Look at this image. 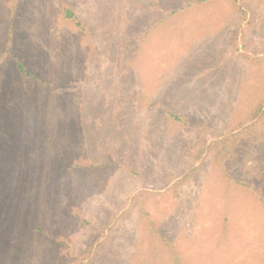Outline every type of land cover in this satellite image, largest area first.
Listing matches in <instances>:
<instances>
[{"label": "rangeland", "instance_id": "obj_1", "mask_svg": "<svg viewBox=\"0 0 264 264\" xmlns=\"http://www.w3.org/2000/svg\"><path fill=\"white\" fill-rule=\"evenodd\" d=\"M0 264H264V0H0Z\"/></svg>", "mask_w": 264, "mask_h": 264}, {"label": "trees", "instance_id": "obj_2", "mask_svg": "<svg viewBox=\"0 0 264 264\" xmlns=\"http://www.w3.org/2000/svg\"><path fill=\"white\" fill-rule=\"evenodd\" d=\"M66 15L68 18H71V19H75V14L72 10H70L69 8L66 9ZM15 59H16V63H17V66L19 68L20 71H22L23 73H25L27 70L24 66V63L20 60V58H16V56H14ZM186 177L180 179L178 182H183V180L185 179Z\"/></svg>", "mask_w": 264, "mask_h": 264}]
</instances>
